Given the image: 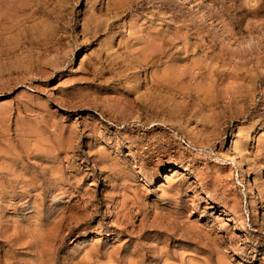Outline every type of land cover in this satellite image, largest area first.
<instances>
[{
  "label": "rangeland",
  "instance_id": "obj_1",
  "mask_svg": "<svg viewBox=\"0 0 264 264\" xmlns=\"http://www.w3.org/2000/svg\"><path fill=\"white\" fill-rule=\"evenodd\" d=\"M0 264H264V0H0Z\"/></svg>",
  "mask_w": 264,
  "mask_h": 264
},
{
  "label": "bare ground",
  "instance_id": "obj_2",
  "mask_svg": "<svg viewBox=\"0 0 264 264\" xmlns=\"http://www.w3.org/2000/svg\"><path fill=\"white\" fill-rule=\"evenodd\" d=\"M141 5V4H140ZM135 6V5H134ZM137 7V6H136ZM115 9V8H114ZM260 10V9H259ZM120 13V12H119ZM10 19V18H9ZM108 27V26H107ZM162 45V44H161ZM200 48V47H199ZM137 59H138V57H137ZM138 61V60H137ZM153 62V61H152ZM141 63V62H140ZM149 67V66H148ZM152 84H153V82H152ZM162 85V84H161ZM166 85V84H165ZM160 86V85H159ZM163 86V85H162ZM158 87V86H157ZM167 87V86H166ZM251 136V135H250ZM230 145H231V143H230Z\"/></svg>",
  "mask_w": 264,
  "mask_h": 264
}]
</instances>
